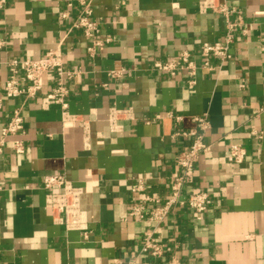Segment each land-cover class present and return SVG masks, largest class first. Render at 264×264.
I'll return each mask as SVG.
<instances>
[{
  "label": "crops",
  "instance_id": "crops-1",
  "mask_svg": "<svg viewBox=\"0 0 264 264\" xmlns=\"http://www.w3.org/2000/svg\"><path fill=\"white\" fill-rule=\"evenodd\" d=\"M3 1L0 96L12 61L49 50L79 75L66 79V109L45 98L52 74L34 99L3 98L0 140L22 104L25 131L0 143V264H264V0H83L103 41L92 56L90 38L73 27L79 0ZM229 31L230 60L200 55L202 43ZM182 51L198 67L194 85L183 72L156 69ZM197 117L209 121L211 147L183 198L195 188L212 203L202 214L176 207L157 234L169 250L142 255V235L154 225L132 212L152 207L147 196L168 195L176 157L194 140L183 133ZM17 139L23 154L13 150ZM234 144L247 151L241 164L228 159ZM55 174L81 188L77 212L47 206L43 180ZM138 181L143 191H133Z\"/></svg>",
  "mask_w": 264,
  "mask_h": 264
},
{
  "label": "built area",
  "instance_id": "built-area-1",
  "mask_svg": "<svg viewBox=\"0 0 264 264\" xmlns=\"http://www.w3.org/2000/svg\"><path fill=\"white\" fill-rule=\"evenodd\" d=\"M4 3L0 0V6ZM83 10L74 21L73 27L79 29L90 38L91 46L88 47V53L92 56L98 49H102L103 41L99 38L100 24L93 17V10L90 4L79 0ZM209 9L227 14L230 12L225 5L217 6L213 2H208ZM233 25L230 26L232 30ZM233 37L230 31L226 34L223 41L204 42L201 45L200 55L206 59H219L226 62L232 58L231 44ZM208 66L209 62H205ZM9 77L7 79L4 96H0V111L3 108V98L29 100L34 99L43 93L47 78L52 74L56 77V84L51 91L45 94V98L55 104H61L63 109L67 108V98L69 88L66 85V79L71 80L79 75V71H71L64 66L63 55L57 50H49L42 58L15 60L10 63ZM156 69L159 72H166L171 76H176L183 72L189 78V85H194L198 67L193 60V56L188 51H182L174 59L157 64ZM114 75H118L113 72ZM23 104L16 108L11 114L8 124L2 129L0 143L4 144L9 136H18L25 131ZM197 128L183 135L194 137L192 144L181 151L176 157V164L180 170L179 174L172 178L169 186V193L164 198H151L147 196L144 203H150L152 207L142 213L143 205L134 208L132 215L138 216L148 223L154 225L153 231L145 232L142 235V255H148L152 258H161L169 250L157 235L160 232L161 225L165 222L170 213L178 206H187L195 213L202 214L206 212L212 203L208 192L198 189H192L183 198L185 188L193 183L194 168L199 157L210 150V145L204 141V136L209 128V121L206 117H197L194 119ZM254 136L260 138L262 133L252 132ZM180 135L176 133L175 136ZM1 148V145H0ZM13 150L17 154L25 152L24 144L21 140L13 141ZM246 149L240 144H234L230 147L229 161L233 164H241L247 158ZM43 185L49 191L47 206L56 213L68 215L79 210L80 197L82 190L69 183L62 174L48 175L43 180ZM145 187L141 181L133 186V191H143ZM4 191L0 183V195ZM136 260L128 264H135ZM176 264L177 260L172 259Z\"/></svg>",
  "mask_w": 264,
  "mask_h": 264
}]
</instances>
